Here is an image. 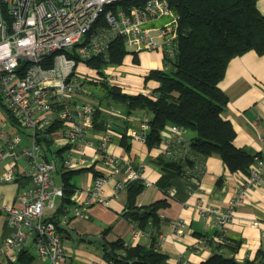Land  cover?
<instances>
[{
    "label": "built area",
    "instance_id": "2783aa9c",
    "mask_svg": "<svg viewBox=\"0 0 264 264\" xmlns=\"http://www.w3.org/2000/svg\"><path fill=\"white\" fill-rule=\"evenodd\" d=\"M124 1L127 0H0V102L4 107L0 114L7 113L10 117L6 122L0 118V163L7 158L15 161L22 157L28 163L25 173L32 181L30 187L16 195L15 204L0 207L6 215L4 249L11 253L14 262L30 247L34 251L32 264H63L67 258L64 236L45 214L46 209H56L55 200L63 195L61 183L55 182L58 158L43 151L36 142L38 132L52 123L60 125L59 130L52 132L51 145L57 141L68 145L62 157L65 167L79 168L85 163L83 157L75 158L74 152L92 147L96 154L94 165L99 174L84 191L85 200L77 198L79 202L75 201L62 216L60 224L68 225L73 217H86L92 203L107 204L104 187L122 167H126L128 175L114 182L115 193L125 188L128 181L140 178L131 163L106 152L111 139V119L121 116V109H110L104 123L106 130L95 137V142L87 139L97 106L84 99L83 80L87 74L80 65L94 56L107 57L114 38L122 39L132 53L161 50L170 55L175 46L177 17L167 0H146L142 6L105 9ZM166 16L170 19L161 26H146ZM151 29L157 33L159 42L150 34ZM115 77L111 76L113 81ZM102 78L107 82L105 72ZM148 129L144 120L137 128L128 130L127 135L145 143ZM171 131L172 139L180 137L177 126L171 125ZM23 135L27 136L24 137L27 144L20 147ZM167 142L164 154L170 153ZM15 173L13 162L0 173V181L15 180ZM263 182L264 157H258L249 166L239 194L230 200L225 211L215 206L198 209L203 216H213L217 237L227 236V222L246 189ZM168 192L174 194L173 189ZM181 226V220H174L172 233L181 235ZM141 236H145L142 230L132 228L131 239Z\"/></svg>",
    "mask_w": 264,
    "mask_h": 264
},
{
    "label": "crops",
    "instance_id": "0c3cea01",
    "mask_svg": "<svg viewBox=\"0 0 264 264\" xmlns=\"http://www.w3.org/2000/svg\"><path fill=\"white\" fill-rule=\"evenodd\" d=\"M256 6L258 11L264 15V0H257ZM154 21L148 22L146 26L152 28L163 24L149 26ZM134 55L137 57V62L134 61ZM163 56L161 50L129 53L121 64L105 71L107 82L120 87L121 91L127 94L149 95L157 83L153 80H145L144 77L149 70L162 68ZM112 75H116L114 78L116 81H113ZM218 85L228 98L221 115L223 119L231 123L235 131L233 144L248 153H258L264 157V54L259 55L249 50L233 57L228 62L224 76ZM99 102L97 109L101 111L104 118L109 117L108 112L111 108L116 107L122 110L121 116L111 119V139L106 145V152L131 163L133 169L145 182L142 192L137 196V206H146L162 199H166L168 203L167 207L158 210L161 221L157 229L159 243L156 249L166 256L164 264H199L213 252L212 246L206 245L205 242L206 239L213 237L217 230L213 216H203L198 209L215 206L225 211L230 200L239 194V189L245 183L246 176L229 172L219 157L212 155L204 161L203 171L200 172L198 180L176 177L171 180L169 187L174 190V194L171 195L168 192L169 189L167 192L160 190L156 182L161 176V171L153 161L164 154L167 141L172 139L171 125H167L163 130L160 144L148 149L145 143L136 141L127 135L128 130L135 129L140 122L148 120L149 115L146 112L133 110L125 114L119 104ZM105 130V125L101 131L95 130L93 125V129L86 137L95 142V137ZM122 132L127 137L126 146L120 144ZM192 136L191 130L180 131V137L185 140ZM24 137L27 136L23 135L20 147L27 144V139ZM73 155L75 158L83 157L85 163L79 168L66 167V169L83 170L77 174L78 181L75 183L79 189L71 198L73 202L71 206H74L77 198L79 201L85 200L84 191L90 187L93 179L92 173L85 169L93 167L96 161V154L92 147H86L81 152H74ZM13 162L16 179L0 181V207L15 204L16 195L32 185L30 177L25 173L28 163L22 157L15 161L7 158L1 162L0 173ZM127 175L126 167H122L120 172L104 187V195L108 203H92L87 209L86 217H73L68 226L80 237L102 238V232L109 229L104 236L106 241L122 239L130 246L149 247L151 239L146 234L131 239L133 224L122 217L126 206L125 188L116 193L113 190L114 182ZM56 177L59 176L56 175ZM60 199L55 200L57 206L60 204ZM55 210L46 209L45 214L51 217ZM67 211L70 209L68 208ZM174 220H181V235H176L171 231V223ZM5 223L6 215L0 210V264L26 263L24 260L27 258L30 259L28 264H32L34 260L29 249L22 252L16 262L11 253L4 249ZM226 229L227 237L234 243H239V248L233 253L225 249V255L242 262L254 259L258 249H264V182L260 186L246 189L241 201L234 207ZM63 240L67 249V258L63 264H67L68 258L69 262L73 261L74 264H109L102 258V246L97 243L78 239L75 244V240L70 236L68 238L64 236ZM21 256L23 259H20Z\"/></svg>",
    "mask_w": 264,
    "mask_h": 264
},
{
    "label": "trees",
    "instance_id": "16d2710c",
    "mask_svg": "<svg viewBox=\"0 0 264 264\" xmlns=\"http://www.w3.org/2000/svg\"><path fill=\"white\" fill-rule=\"evenodd\" d=\"M145 1L127 0L107 5L105 9L142 6ZM167 2L177 17L175 46L170 55L164 54L162 68L149 70L144 77L145 80L155 81L157 86L149 95L127 94L117 86L102 81L99 86L104 95L96 97L94 102L96 106L98 101L119 104L125 114L133 110L146 112L149 115L147 120L149 129L145 137L148 149L160 144L162 132L167 125L193 132V136L188 140L182 137L169 140L170 153L163 154L153 161L161 171L156 185L164 192H167L171 180L176 177L198 180L200 172L203 171L204 161L212 155L219 157L229 172L246 176L249 166L261 155L248 153L233 144L235 131L231 123L221 115L228 98L218 84L233 57L249 50L259 55L264 54V15L257 9V0H167ZM129 53L132 52L124 46L122 39L114 38L108 47L107 57L98 55L85 62L89 68L104 76V69L121 64ZM134 61L137 62L135 55ZM3 108L0 102V110L4 111ZM106 121L107 118H104L101 111L95 109L94 129L103 130ZM52 124L38 132L35 138L43 151L58 158L55 176H59L57 178L62 185L63 195L49 220L56 224L62 235L67 236L59 228V224L68 208L71 209L73 204L71 198L79 189L74 177L83 170L66 169L63 165L62 157L68 150V145L51 149L52 132L60 129V125ZM124 132L120 138L122 146L127 145ZM43 134L48 135L44 137ZM85 170L90 171L93 177L99 174L95 165ZM144 186L145 182L141 178L127 182L126 206L122 217L130 221L133 228L142 230L151 239V244L149 247L141 245L126 247L122 239L106 241L104 236L109 229H105L102 232V240L107 246L101 248V254L109 264H164L166 260V256L157 251L156 246L159 243L157 229L161 221L158 210L167 207L168 203L166 199H162L138 207L136 199ZM216 237L217 232L213 237L206 239L205 243L212 246L213 252L199 264H264L263 248L258 249L254 259L242 262L233 257L226 259L216 254V250L225 255V249L233 253L239 248V243H234L227 236ZM109 249L113 251L115 261L106 254ZM20 259H23V256ZM24 262L30 263V259L27 258Z\"/></svg>",
    "mask_w": 264,
    "mask_h": 264
},
{
    "label": "rangeland",
    "instance_id": "374dc122",
    "mask_svg": "<svg viewBox=\"0 0 264 264\" xmlns=\"http://www.w3.org/2000/svg\"><path fill=\"white\" fill-rule=\"evenodd\" d=\"M173 15H175V14L173 13ZM169 19H170V17H167V16L166 17H160V18L156 19L153 23H150L149 26H151L152 24L161 25L162 23L168 21ZM150 34L155 37L157 42L160 41V39L157 38V33L153 29L150 30ZM80 67H81L80 68L81 71L87 74V76L83 80V83H84V93H83L84 99L91 100V101L94 102L95 101L94 99H96V97L104 95L103 90L100 88L99 85L102 83V81H105V78H102V75H99L93 69L89 68L88 65L86 64V62L81 63ZM110 67H112V66H110ZM110 67H107L106 69H104V72ZM108 84H110V83H108ZM110 85H112V84H110ZM118 88H120V87H118ZM93 97H95V98H93ZM0 118L3 121H5V122L7 120L10 121L9 120L10 117H8L7 113L0 114ZM9 129L11 130V128H9ZM61 146H63V142L62 141H57L55 145H51V149L54 150V149H57V148H59ZM59 181H60L59 178L56 177L55 178V182L58 183ZM74 181L75 182L78 181V175H76L74 177ZM158 235L159 234H157V236ZM63 242H64V240H63ZM95 247H97V246L95 245ZM29 253L30 254H32V253L34 254V251H33L32 247L29 248ZM67 264H74V263H73V261L69 262V258H68Z\"/></svg>",
    "mask_w": 264,
    "mask_h": 264
},
{
    "label": "water",
    "instance_id": "95a60500",
    "mask_svg": "<svg viewBox=\"0 0 264 264\" xmlns=\"http://www.w3.org/2000/svg\"><path fill=\"white\" fill-rule=\"evenodd\" d=\"M59 228L64 232L66 233V235L69 237H71L73 240H75V244H76V241H78V239L80 241H85V242H95L97 243L98 245L102 246V247H106L107 244L102 240V238L100 237H93V236H87V237H83V236H79L76 232L73 231L72 228H70L69 226L67 225H63V224H59ZM216 254L218 255H222L224 258L228 259V258H231L230 256L228 255H223L221 252L219 251H215ZM106 254L113 260L115 261L116 258H115V255L113 253V251L111 249L107 250L106 251Z\"/></svg>",
    "mask_w": 264,
    "mask_h": 264
}]
</instances>
